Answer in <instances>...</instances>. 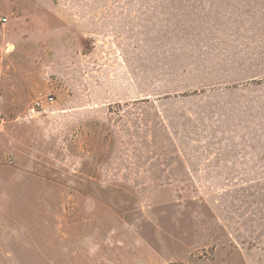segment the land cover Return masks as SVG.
<instances>
[{"label":"rangeland","instance_id":"1","mask_svg":"<svg viewBox=\"0 0 264 264\" xmlns=\"http://www.w3.org/2000/svg\"><path fill=\"white\" fill-rule=\"evenodd\" d=\"M0 118V264H264V0H0Z\"/></svg>","mask_w":264,"mask_h":264},{"label":"built area","instance_id":"2","mask_svg":"<svg viewBox=\"0 0 264 264\" xmlns=\"http://www.w3.org/2000/svg\"><path fill=\"white\" fill-rule=\"evenodd\" d=\"M6 21V19H4ZM4 125V120L2 118H0V129L3 127Z\"/></svg>","mask_w":264,"mask_h":264}]
</instances>
